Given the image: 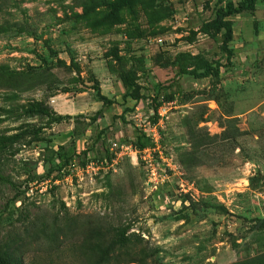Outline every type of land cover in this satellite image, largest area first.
<instances>
[{"label": "rangeland", "instance_id": "rangeland-1", "mask_svg": "<svg viewBox=\"0 0 264 264\" xmlns=\"http://www.w3.org/2000/svg\"><path fill=\"white\" fill-rule=\"evenodd\" d=\"M241 1L0 0V117L35 102L73 117L0 124L24 133L0 152L14 185L0 181V248L24 264H96L91 247L129 228L106 264H139L140 237L156 250L143 264H264V0L227 19L232 64L224 30L201 31ZM205 63L221 80L181 75ZM97 89L114 101L102 114ZM64 158L68 174L53 172Z\"/></svg>", "mask_w": 264, "mask_h": 264}, {"label": "trees", "instance_id": "trees-1", "mask_svg": "<svg viewBox=\"0 0 264 264\" xmlns=\"http://www.w3.org/2000/svg\"><path fill=\"white\" fill-rule=\"evenodd\" d=\"M258 0H242L237 5H235L232 2H228L224 8H220L217 11L216 18L211 23L203 25L201 28V31L205 34H210L211 30L216 31H222L225 32V45H224V51L227 54V61L230 64L232 61V58L234 56L232 50L228 47V44L233 41V22L230 20H227L229 17L236 16L238 14L244 13V12H254L256 10ZM1 11V10H0ZM232 64V63H231ZM221 64H217L216 67H214L211 63H205L199 68L186 70L183 69L182 74H187L189 76H192L193 78L200 80V79H206V78H213L215 81H219L222 78L221 75ZM125 84L130 88V90L135 88V83L132 78L126 77L124 79ZM176 86L175 83H171L169 87H162L167 89H173ZM161 90V88H160ZM159 91L155 97H153V101L155 102V106H153V109L155 113L158 114V111L161 107V102L158 101V98L160 96ZM97 95L100 98L102 102V109L99 111V114H102L103 110L105 108H108L114 104V101L109 99L107 96L103 95L100 91V89H97ZM126 96H134L131 93H127ZM125 96V98H126ZM137 99H140V97H135ZM1 111V109H0ZM8 116L5 118L0 117V124L4 122L8 118H22L24 116H32V115H42L50 119L53 123H61L65 120L72 119L73 117L70 115H61L55 111H52L47 106H44L43 104L39 102H35L31 104L28 107L22 108L21 110H8ZM96 120V119H94ZM23 134H2L0 133V152H6L13 148V146L23 138ZM150 143L146 140L144 135L142 133L137 136L135 141V147L143 151L147 148H149ZM65 159V158H64ZM71 159L66 158L63 163L59 164L58 169L53 171L56 173H62L64 170L66 171L71 163ZM65 174H68L67 171ZM42 179V178H41ZM0 181L3 183H8L12 186L13 183L8 180L6 177H4L0 172ZM38 181V180H37ZM29 190L26 189V191H23L21 194H27ZM19 196L16 200H18ZM129 228H118L115 232L114 238L107 244L102 245V243H97L93 245L91 248L92 251L97 253L98 260L96 264H106L114 255L117 258H120L122 252L126 249H128L130 242H131V236L128 234ZM143 241V238H139L138 246L139 250L137 253V259L135 262H138L139 264H143L148 261V259H153L156 256V250H151L145 246H141L140 243ZM133 262H119L118 264H128ZM0 264H24L22 261H19L18 257L10 251V249H2L0 248Z\"/></svg>", "mask_w": 264, "mask_h": 264}, {"label": "built area", "instance_id": "built-area-1", "mask_svg": "<svg viewBox=\"0 0 264 264\" xmlns=\"http://www.w3.org/2000/svg\"><path fill=\"white\" fill-rule=\"evenodd\" d=\"M66 171L68 172V168ZM66 171L64 170L62 173H64V175H66L65 174ZM51 184H52L51 179L44 180L40 183L38 181L33 182L31 185H29V190L27 192V195H29L30 193H33L35 190L40 191V192H43V190L46 191V190H48L49 187H51Z\"/></svg>", "mask_w": 264, "mask_h": 264}]
</instances>
